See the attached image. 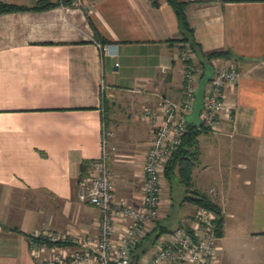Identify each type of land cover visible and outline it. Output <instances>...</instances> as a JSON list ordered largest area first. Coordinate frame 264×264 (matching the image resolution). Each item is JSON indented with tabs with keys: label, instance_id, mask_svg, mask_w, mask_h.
Segmentation results:
<instances>
[{
	"label": "crops",
	"instance_id": "0c3cea01",
	"mask_svg": "<svg viewBox=\"0 0 264 264\" xmlns=\"http://www.w3.org/2000/svg\"><path fill=\"white\" fill-rule=\"evenodd\" d=\"M49 1L58 4L0 14V264H39L33 232L97 236L100 211L79 200L78 181L103 128L116 148L115 194L138 206L154 129L144 108L180 100L185 85L166 0ZM182 1L204 52H232L212 63L239 71L225 90L232 118L200 134L192 172L223 213L213 264H264V0Z\"/></svg>",
	"mask_w": 264,
	"mask_h": 264
},
{
	"label": "built area",
	"instance_id": "2783aa9c",
	"mask_svg": "<svg viewBox=\"0 0 264 264\" xmlns=\"http://www.w3.org/2000/svg\"><path fill=\"white\" fill-rule=\"evenodd\" d=\"M80 5L81 0H74ZM99 47L106 49L98 43ZM185 85L180 100L160 96L154 108L145 107L143 115L153 124V138L143 165V185L138 206L118 199L110 158L115 146L111 132L103 128L101 153L88 162L87 171L78 181V197L100 211L96 237H72L68 234L33 232L29 243L39 264H131L135 246L156 226L162 206L161 192L166 165L188 130V115L196 100L195 93L204 75L202 64L187 45L181 49ZM214 73L205 86L200 127L218 130L221 114L231 119L225 90L239 78L235 65L215 61ZM103 90V86H102ZM223 214L197 207L189 224H182L159 240L139 258L137 264H213L218 248L219 223ZM163 236V235H162ZM161 236V237H162ZM49 250V255L37 251Z\"/></svg>",
	"mask_w": 264,
	"mask_h": 264
},
{
	"label": "trees",
	"instance_id": "16d2710c",
	"mask_svg": "<svg viewBox=\"0 0 264 264\" xmlns=\"http://www.w3.org/2000/svg\"><path fill=\"white\" fill-rule=\"evenodd\" d=\"M166 1L173 7L178 19L179 38L172 40V42L180 43V49H185L188 45L190 49L196 54L200 64L201 60L212 63L214 58H229L232 56V52L229 50L213 51L210 53L204 52L201 44L195 37L194 28L189 23L187 17L188 3L182 0ZM61 2L71 4V0H62ZM57 4L58 3L50 2L49 0H39L36 5L28 7L0 0V14L29 9L42 10ZM154 4L159 5L157 0H154ZM102 42L104 43V41ZM205 132L208 131L203 127H196L192 124H188V130L185 133L181 144L174 151L166 165L164 177L169 182H171L175 177L178 179V182L181 184L184 192L183 198L181 200L182 203L190 202L197 205L198 207H205L207 209L216 211L217 213L223 214L220 206L213 202V200L207 194L195 189L193 185L192 172L200 152L198 137L200 134ZM83 168H85L84 165ZM219 227V236L221 237L223 219H221ZM172 231L173 230L171 229L170 225L157 221L156 226L133 249L131 254V264H137L139 258L148 250V246H155L159 242L162 235Z\"/></svg>",
	"mask_w": 264,
	"mask_h": 264
},
{
	"label": "rangeland",
	"instance_id": "374dc122",
	"mask_svg": "<svg viewBox=\"0 0 264 264\" xmlns=\"http://www.w3.org/2000/svg\"><path fill=\"white\" fill-rule=\"evenodd\" d=\"M168 183L171 185L172 190L169 189ZM183 194V188L178 181L176 182L172 180L171 182H169L165 179V177H163L161 194L162 206L160 208V215L157 221L170 225L172 230L181 226L182 224H189L195 213V211H190L189 206L181 202ZM171 195L173 198L172 202H170L169 200ZM166 237H168V233H165L161 237V239H164ZM151 246L152 245L148 247L150 248ZM154 248L155 246H152L151 250L149 249L148 251L151 252L154 250Z\"/></svg>",
	"mask_w": 264,
	"mask_h": 264
},
{
	"label": "water",
	"instance_id": "95a60500",
	"mask_svg": "<svg viewBox=\"0 0 264 264\" xmlns=\"http://www.w3.org/2000/svg\"><path fill=\"white\" fill-rule=\"evenodd\" d=\"M201 64L204 66L205 72L199 81V86L195 93L196 100L194 103L193 111L188 115L189 123L196 127H200L201 125L200 114L204 105L205 86L214 73V68L211 63H208L205 60H201Z\"/></svg>",
	"mask_w": 264,
	"mask_h": 264
}]
</instances>
